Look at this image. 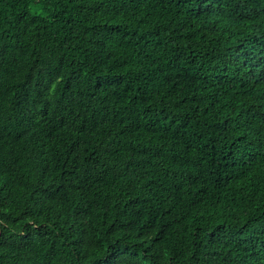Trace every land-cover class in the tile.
Here are the masks:
<instances>
[{"label":"trees","instance_id":"trees-1","mask_svg":"<svg viewBox=\"0 0 264 264\" xmlns=\"http://www.w3.org/2000/svg\"><path fill=\"white\" fill-rule=\"evenodd\" d=\"M0 264H264V0H0Z\"/></svg>","mask_w":264,"mask_h":264}]
</instances>
